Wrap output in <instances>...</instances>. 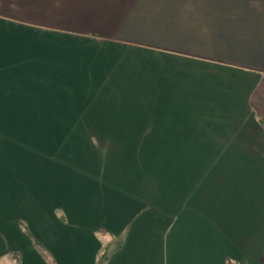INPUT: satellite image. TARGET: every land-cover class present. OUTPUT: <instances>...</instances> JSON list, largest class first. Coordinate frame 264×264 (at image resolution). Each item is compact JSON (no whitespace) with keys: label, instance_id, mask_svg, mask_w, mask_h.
Listing matches in <instances>:
<instances>
[{"label":"crops","instance_id":"crops-1","mask_svg":"<svg viewBox=\"0 0 264 264\" xmlns=\"http://www.w3.org/2000/svg\"><path fill=\"white\" fill-rule=\"evenodd\" d=\"M102 254L264 264V0H0V264Z\"/></svg>","mask_w":264,"mask_h":264},{"label":"rangeland","instance_id":"rangeland-1","mask_svg":"<svg viewBox=\"0 0 264 264\" xmlns=\"http://www.w3.org/2000/svg\"><path fill=\"white\" fill-rule=\"evenodd\" d=\"M66 141H69V140H66ZM79 141H84L83 143H84V146H82V147H84L85 148V152L86 153H89V147L91 146V145H94V147H95V145L97 146H99L100 147V149L98 150L99 152H100V154L98 153V155L97 154H94L92 151H91V153L92 154H94V156H96L97 157V160H99V161H101L102 159H104L103 158V156L104 155H106V154H112L111 156L112 157H116V158H114V162L116 161V162H120V159L119 158H117V157H120L119 156V154H116L114 151H115V149H113L112 147H113V140H110V139H108V138H105V139H95V140H92V139H90V138H86V139H84V140H79ZM24 143V142H23ZM28 144V143H27ZM25 146H27V147H31V146H33V145H31L30 144V142H29V144L28 145H25ZM81 147V146H80ZM98 151H94V152H98ZM90 154V153H89ZM116 155V156H115ZM147 156V163H148V165L150 166V169H154L155 170V168H156V166L160 163L159 162V157H161V160H162V162L164 161V162H172V156H159V155H152V154H150V155H146ZM128 157V156H127ZM130 157H133V162H137L138 161V158H136V156H131L130 155ZM137 157H139V156H137ZM163 158H164V160H163ZM129 161V159L128 160H126L125 162H128ZM143 161H145V160H143Z\"/></svg>","mask_w":264,"mask_h":264},{"label":"trees","instance_id":"trees-1","mask_svg":"<svg viewBox=\"0 0 264 264\" xmlns=\"http://www.w3.org/2000/svg\"><path fill=\"white\" fill-rule=\"evenodd\" d=\"M103 256H104L103 254L100 255V262H99L100 264H103V262H102V260H103Z\"/></svg>","mask_w":264,"mask_h":264}]
</instances>
